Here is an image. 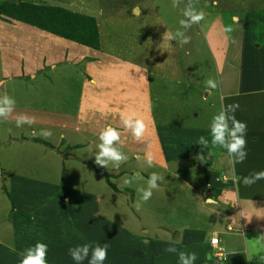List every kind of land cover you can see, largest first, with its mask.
Masks as SVG:
<instances>
[{
  "label": "rangeland",
  "instance_id": "rangeland-1",
  "mask_svg": "<svg viewBox=\"0 0 264 264\" xmlns=\"http://www.w3.org/2000/svg\"><path fill=\"white\" fill-rule=\"evenodd\" d=\"M14 2L93 18L100 49L0 16V97L16 101L12 114L0 119V264H20V253L34 246L29 242L50 247L48 264L67 252L69 243L73 248L115 242L109 228L99 230V242L89 233L91 238L66 234L79 225L61 218L71 209L64 200L81 196L77 205L82 203L89 218L80 224L92 229L103 222L117 229L115 235L139 238L145 264L168 247L195 252L194 264H227L237 257L242 264H264V239H259L264 216L261 204L251 201L264 197V180L250 187L242 182L264 171V132L247 118L249 108L264 102L259 92L264 90V0H181L176 7L172 0ZM189 4L204 19L184 29L180 21L187 19ZM229 26L232 31L225 32ZM177 31L190 42L163 38ZM208 79L218 88L208 89ZM232 99L244 106L248 153L234 170L221 148L212 149L215 155L206 162L196 159L209 151L201 153L198 138L210 140L212 117ZM133 114L146 125L140 141L121 123L122 116ZM20 118L32 123L17 127ZM107 126L120 132L121 151L128 156L118 170L95 164L99 133ZM45 130L50 137L42 135ZM146 154L153 157L151 167L137 159ZM217 158L228 165L221 167ZM153 172L164 180L151 199L140 202L136 189L146 187ZM239 185L245 192L236 200L231 191ZM230 218L234 228L227 229ZM242 227L249 229L240 235L237 255L224 261L223 253L214 260L209 251V260L201 257L198 241L206 244L211 234L222 243L221 237L226 241ZM180 229L191 233L186 241ZM63 258L71 260L68 254ZM165 258L157 264H169ZM172 258L170 264H179L176 254Z\"/></svg>",
  "mask_w": 264,
  "mask_h": 264
},
{
  "label": "clouds",
  "instance_id": "clouds-1",
  "mask_svg": "<svg viewBox=\"0 0 264 264\" xmlns=\"http://www.w3.org/2000/svg\"><path fill=\"white\" fill-rule=\"evenodd\" d=\"M181 0H172L173 7L178 6ZM138 11V10H137ZM186 20H181L180 25L184 29L190 28L193 24H198L204 19L203 12L195 11L191 4L184 11ZM233 21H238V17H233ZM225 32H231L232 28L226 27ZM165 39L179 38L181 45L188 44L190 37L186 36L183 31H177L174 37H169L166 33ZM146 79V78H145ZM206 87L211 90L218 88V82L214 79H208ZM16 101L4 95L0 97V119H7L14 111ZM238 103L228 104L221 107L220 111L215 114L209 125L210 140L204 136H200L196 145L202 146L201 153L207 151L206 155L197 153L196 159L200 162H206L208 157L215 155L212 149L221 148L226 151L228 163L232 166L233 170L235 165L242 164L247 159V124L236 118L235 113L239 109ZM17 127L22 126L24 123H32L28 118L17 119ZM122 126L129 130L136 141H140L146 131L145 122L142 119L134 118L133 115L122 116ZM42 135L47 138L51 136L50 131H42ZM99 143L97 144V152L95 154V164L101 168H107L111 164L113 168L119 167L126 163L128 156L121 151L122 141L120 132L112 127H105L98 137ZM140 159V157H137ZM149 167L153 164V157L151 154H146L144 157ZM164 180V177L158 173H151L146 181V187H139L136 191L140 194V202L146 203L151 199L153 191L159 188V183ZM264 180V171L253 172L248 176L243 177V184L245 186H252L256 182ZM131 180H125V184H130ZM264 239V236L259 237ZM166 253L176 254L178 256L179 264H194L197 260L195 252L179 251L176 247H168L164 250ZM48 245L42 242H37L34 246L26 248L21 255L20 264H48L47 262ZM68 254L76 264H83L87 260L88 264H104L108 257V245H92L85 243L77 245L68 250ZM264 260V257L261 258Z\"/></svg>",
  "mask_w": 264,
  "mask_h": 264
},
{
  "label": "crops",
  "instance_id": "crops-1",
  "mask_svg": "<svg viewBox=\"0 0 264 264\" xmlns=\"http://www.w3.org/2000/svg\"><path fill=\"white\" fill-rule=\"evenodd\" d=\"M89 82L93 83V80L91 79V80H89ZM262 89H264V87ZM247 90H249V89H247ZM259 92L262 95L264 94V90L260 89ZM244 93H246V92H243L241 94H237V97H234V98H239V97L245 96ZM233 99L228 104L236 103L235 101H233ZM239 105H240V107L237 110V112L235 113V115H236V118L238 120L242 121L243 119H245L246 116L243 112L244 106L242 105V103H240ZM248 110H250V112L247 113L248 114L247 118L249 119L251 124H252V120L255 121V124L252 126H254L255 129H257V130L259 129V131H260V126H262L261 132H264V102H263L262 107H259L257 104H255L254 106H252V108H249ZM243 116H245V117H243ZM223 154L224 153H222V155ZM140 159L145 160L144 156H140ZM217 161H219V165L221 167L225 166L227 164V162L225 160L222 161L221 158H217ZM86 163H89V161H87ZM225 168L227 169V167H225ZM228 169H230V166ZM106 175L108 177V174H106ZM249 191H251V189ZM231 192H232V195H234L236 200H237L238 195L241 196V194H243V192H245V191L242 190V185H239V186H237V188H235V189L233 188ZM231 192H230V194H231ZM252 193H253V191L250 192L249 195H253ZM262 193L264 194V190ZM249 197H252V196H249ZM83 198H85V196H81L79 198H67L66 200H64L67 203V205H69L71 207V209H70V212H68V213L64 212V214H62L61 218L62 219H71L72 218L73 221L75 222L73 224L79 225L78 230H66L67 231L66 234L85 233L87 238H91L89 234H92V235H95L96 240L99 242V240H102L98 235V234H100L99 230L101 229V231H102L103 228H109L112 230V232H113L112 234H114V236L110 237V238H114L115 242L112 241V244H111V242L109 244H107L108 245V257L104 261V264H125V263L145 264V261H147L146 260L147 258L145 257L144 252L142 250L138 249L139 244H141L139 238H136L133 235H131V237L130 236H124L125 233L121 232V231H120L121 235L120 234L115 235V233H117V229L111 225L104 224L103 222H102V224H103L102 226H99V224H98L95 227H93L92 229H89L88 227L82 226V224H80L82 222H85V218H87V219L89 218L88 213L86 212V210H83V207L81 206L82 203L77 205V203H80L79 201L83 200ZM91 198H93V195L91 196ZM205 201H207V200H205ZM251 201H258V204H261L260 209L262 210V212L260 211V213H261V216H264V206H263L264 205V197L261 199V197L258 196L257 198H252ZM86 202H88V201H86ZM71 210H72V212H71ZM229 220H232V218H230ZM242 229H243V232L240 234H233L231 236L227 235L230 238L226 241H224L222 237H221V239H219L222 241V243L221 242L220 243L222 245H224V248L226 249V250L224 249L225 253H226L224 261H226V259H228L229 256L237 255L239 253L236 249H239V250L241 249V247H240L241 246V236L240 235L243 234L244 232H247L249 228L244 229L242 227ZM181 230L182 229H180V231ZM181 234H182V237L184 238V241L187 240L186 238L188 237V234L191 235V233H188L184 229L181 231ZM199 234H200L199 232H195V235H199ZM100 236L102 237V235H100ZM136 239H138V240H136ZM24 242H28V241H24ZM29 243H30L29 245H35L34 243H32V244H31V242H29ZM128 244H131V246ZM70 245L71 244L69 243L68 247H67L68 250L70 248H72V246H70ZM101 245H102V243H101ZM132 247H134V248H132ZM197 247L199 248L200 251L202 250L203 256H201V257H203V259H205V260H209L208 259V252L210 251V247L207 244H200L199 241H198ZM48 248H50V247H48ZM62 248H60L59 250H62ZM139 251H141V252L138 253ZM67 254H68V251L64 252L62 250L60 255L51 259V264H76V262H74L72 259L69 261L68 259L63 258ZM172 255H174V254L164 252V255L162 257L166 256L165 259L171 262L173 260ZM16 256H18V255H16ZM159 257H161V256H158V257L156 256V258L154 257L155 258L154 264H157L158 259H162V257L161 258H159ZM154 258L149 259L150 260L149 264L153 263V262H151V260H154ZM61 259H64V260L62 261ZM239 259H241V258L237 257L234 259V261H232L233 259H231L230 262L227 264H242L241 261H237ZM170 262H169V264H170ZM83 264H88V261L87 260L83 261Z\"/></svg>",
  "mask_w": 264,
  "mask_h": 264
},
{
  "label": "trees",
  "instance_id": "trees-1",
  "mask_svg": "<svg viewBox=\"0 0 264 264\" xmlns=\"http://www.w3.org/2000/svg\"><path fill=\"white\" fill-rule=\"evenodd\" d=\"M0 16L24 22L91 50L100 49L99 34L94 19L90 17L55 7L15 3L14 0H0Z\"/></svg>",
  "mask_w": 264,
  "mask_h": 264
},
{
  "label": "built area",
  "instance_id": "built-area-1",
  "mask_svg": "<svg viewBox=\"0 0 264 264\" xmlns=\"http://www.w3.org/2000/svg\"><path fill=\"white\" fill-rule=\"evenodd\" d=\"M226 227L227 229L229 228H234V223L232 222V220H229ZM237 232L239 233H242L243 232V229L242 228H236L235 229ZM206 244L210 247V256L215 260L217 259V257H221L223 256V249L219 246V243H218V239L215 237V236H209L207 241H206Z\"/></svg>",
  "mask_w": 264,
  "mask_h": 264
},
{
  "label": "water",
  "instance_id": "water-1",
  "mask_svg": "<svg viewBox=\"0 0 264 264\" xmlns=\"http://www.w3.org/2000/svg\"><path fill=\"white\" fill-rule=\"evenodd\" d=\"M16 2H20V1H22V0H15ZM207 201H210V200H207Z\"/></svg>",
  "mask_w": 264,
  "mask_h": 264
},
{
  "label": "bare ground",
  "instance_id": "bare-ground-1",
  "mask_svg": "<svg viewBox=\"0 0 264 264\" xmlns=\"http://www.w3.org/2000/svg\"><path fill=\"white\" fill-rule=\"evenodd\" d=\"M134 12L136 13L137 12V10H134ZM138 13V12H137Z\"/></svg>",
  "mask_w": 264,
  "mask_h": 264
}]
</instances>
